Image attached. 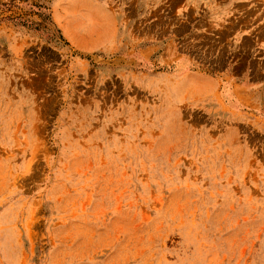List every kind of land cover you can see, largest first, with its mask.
<instances>
[{
    "label": "rangeland",
    "instance_id": "1",
    "mask_svg": "<svg viewBox=\"0 0 264 264\" xmlns=\"http://www.w3.org/2000/svg\"><path fill=\"white\" fill-rule=\"evenodd\" d=\"M0 264H264V0H0Z\"/></svg>",
    "mask_w": 264,
    "mask_h": 264
},
{
    "label": "crops",
    "instance_id": "2",
    "mask_svg": "<svg viewBox=\"0 0 264 264\" xmlns=\"http://www.w3.org/2000/svg\"><path fill=\"white\" fill-rule=\"evenodd\" d=\"M204 69H206V65L203 66L189 62L179 73L181 76L180 84L187 87L191 93L198 92L206 94L207 92H212L207 82V80L210 81L211 79H209L208 73ZM236 107L239 106L232 104L233 110L240 111V108L237 109Z\"/></svg>",
    "mask_w": 264,
    "mask_h": 264
}]
</instances>
